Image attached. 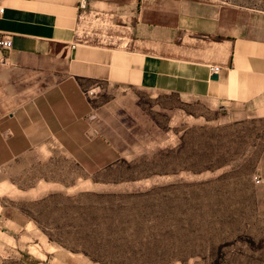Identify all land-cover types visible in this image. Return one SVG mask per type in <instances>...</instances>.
Segmentation results:
<instances>
[{"label":"rangeland","instance_id":"rangeland-1","mask_svg":"<svg viewBox=\"0 0 264 264\" xmlns=\"http://www.w3.org/2000/svg\"><path fill=\"white\" fill-rule=\"evenodd\" d=\"M218 1L264 13V0ZM96 88L83 149L0 171V264H264V117Z\"/></svg>","mask_w":264,"mask_h":264},{"label":"crops","instance_id":"crops-1","mask_svg":"<svg viewBox=\"0 0 264 264\" xmlns=\"http://www.w3.org/2000/svg\"><path fill=\"white\" fill-rule=\"evenodd\" d=\"M0 6V36L12 40L10 50L0 49V171L37 150L73 156L71 150L83 149L75 139H83L95 112L85 92L101 84L264 117L263 12L218 0H84L80 8L77 0H0ZM80 14L113 42L79 34ZM215 66L218 74L210 71Z\"/></svg>","mask_w":264,"mask_h":264},{"label":"built area","instance_id":"built-area-1","mask_svg":"<svg viewBox=\"0 0 264 264\" xmlns=\"http://www.w3.org/2000/svg\"><path fill=\"white\" fill-rule=\"evenodd\" d=\"M78 2V6L80 8V5H82V3L84 2V0H77ZM4 8L2 6H0V15L4 14ZM80 18V22H79V28L78 31L80 30L79 34L81 35H90L91 33H99L98 31L95 30V26L91 23L85 20V17L80 14L79 16ZM102 37V39H104L105 42H113V40L115 39L113 36H110L106 33L100 32L99 33ZM12 48V40L9 36H0V49L3 51H7L10 50ZM211 73L213 74H218V72L220 71L219 67H211L210 68ZM97 88H93L92 90H89L87 92H85L86 96L91 99L92 96H94L95 94H97L96 92ZM252 184L255 187H258L262 190L263 194H264V177L262 176H255L252 179Z\"/></svg>","mask_w":264,"mask_h":264},{"label":"water","instance_id":"water-1","mask_svg":"<svg viewBox=\"0 0 264 264\" xmlns=\"http://www.w3.org/2000/svg\"><path fill=\"white\" fill-rule=\"evenodd\" d=\"M82 5H83V3H82ZM215 79H217V77H216V76H214V77L212 78V80H215Z\"/></svg>","mask_w":264,"mask_h":264}]
</instances>
